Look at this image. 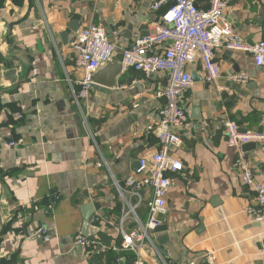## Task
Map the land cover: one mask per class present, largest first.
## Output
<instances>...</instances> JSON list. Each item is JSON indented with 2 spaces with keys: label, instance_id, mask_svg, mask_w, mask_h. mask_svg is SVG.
I'll use <instances>...</instances> for the list:
<instances>
[{
  "label": "crops",
  "instance_id": "obj_1",
  "mask_svg": "<svg viewBox=\"0 0 264 264\" xmlns=\"http://www.w3.org/2000/svg\"><path fill=\"white\" fill-rule=\"evenodd\" d=\"M155 1L0 0V264H133L119 235L126 201L134 202L124 181L159 150L148 127L159 121L168 74L123 69L115 89L94 87L78 99L83 75L71 48L88 24L104 28L117 49L130 48L161 24L170 4L153 11ZM211 1L197 5L208 10ZM227 1L225 20L253 49L264 41V0ZM215 60L221 67L215 83L206 82L200 59L188 67L193 86L183 107L191 129L170 150L184 164L168 194L171 244L164 261L154 235L147 264H264V222L249 217L255 192L235 167L243 147L228 145L222 124L229 119L243 131L264 133V67L252 52L223 47ZM233 74L249 81L231 82ZM243 153L264 182V145ZM87 206H98L90 223L91 237L107 248L101 254L75 243ZM136 214L147 222L146 202ZM41 226L49 241L36 236Z\"/></svg>",
  "mask_w": 264,
  "mask_h": 264
},
{
  "label": "built area",
  "instance_id": "obj_2",
  "mask_svg": "<svg viewBox=\"0 0 264 264\" xmlns=\"http://www.w3.org/2000/svg\"><path fill=\"white\" fill-rule=\"evenodd\" d=\"M169 4L161 24L153 33L136 40L130 48L124 50V70L168 74L167 85L159 94V97L165 99L159 121L148 127L158 138L159 150L142 158L137 174L124 181L125 193L134 202L126 201L119 235L121 249L133 257V264H147L146 249L154 246V231L167 221L172 174L184 169V164L174 159L170 150L180 146L182 136L191 129L188 112L183 107L184 99L193 86L188 67L200 59L205 69L206 82H217L221 78V67L215 60V50L221 47L231 51L252 52L256 65L264 67V41L253 49L247 45L246 40L225 20L227 0H212L208 10L200 9L197 0H156L152 10L159 11ZM116 49V45L109 41L105 29L100 26L88 24L77 32L71 51L75 67L83 75L79 82L81 89L78 99L90 96L94 88L92 76ZM156 49L161 51L158 53ZM230 81L246 84L249 76L233 74ZM222 124L231 148L240 149L247 144L264 145V133L243 131L236 122L229 119H224ZM10 146L15 147L17 144L12 142ZM235 167L240 171L242 184L255 192L254 204L248 209L249 217L256 222H264V182L257 180L245 153L239 154ZM144 192H150V197L146 199ZM144 202L148 208L146 223H142L136 214V209ZM129 220L135 224L134 229L127 230L124 227V223ZM36 236L45 241L50 240L49 230L45 226L38 228ZM75 243L91 254H101L107 249L98 237L78 236ZM157 253L164 260L158 250Z\"/></svg>",
  "mask_w": 264,
  "mask_h": 264
},
{
  "label": "water",
  "instance_id": "obj_3",
  "mask_svg": "<svg viewBox=\"0 0 264 264\" xmlns=\"http://www.w3.org/2000/svg\"><path fill=\"white\" fill-rule=\"evenodd\" d=\"M75 31L74 29H71ZM123 61H124V50L116 49L108 61L103 63L100 69L92 76V82L94 87H104L106 89H115L118 86V79L121 77L123 73ZM15 72L9 71L6 74V77L14 82L15 78H13ZM257 145L255 144H247L243 146V152H251L257 149ZM90 187L95 186L93 183V178H89ZM98 206H87L83 209V217H84V225L82 228V235L86 238H89L94 235L92 231V225L90 223L91 215L97 210ZM29 225V220H27L24 225V229L27 230ZM169 227L167 225H162L155 229V243L161 247V254H165L164 247L169 246L171 244V238L169 235Z\"/></svg>",
  "mask_w": 264,
  "mask_h": 264
},
{
  "label": "trees",
  "instance_id": "obj_4",
  "mask_svg": "<svg viewBox=\"0 0 264 264\" xmlns=\"http://www.w3.org/2000/svg\"><path fill=\"white\" fill-rule=\"evenodd\" d=\"M132 262H133V260H132Z\"/></svg>",
  "mask_w": 264,
  "mask_h": 264
}]
</instances>
